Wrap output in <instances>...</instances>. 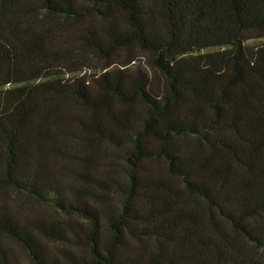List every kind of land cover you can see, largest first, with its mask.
I'll return each mask as SVG.
<instances>
[{"label":"trees","instance_id":"16d2710c","mask_svg":"<svg viewBox=\"0 0 264 264\" xmlns=\"http://www.w3.org/2000/svg\"><path fill=\"white\" fill-rule=\"evenodd\" d=\"M0 186V264H264V0H0Z\"/></svg>","mask_w":264,"mask_h":264},{"label":"rangeland","instance_id":"374dc122","mask_svg":"<svg viewBox=\"0 0 264 264\" xmlns=\"http://www.w3.org/2000/svg\"><path fill=\"white\" fill-rule=\"evenodd\" d=\"M257 41H252L251 43H256ZM142 60L147 63L148 58L147 57H141ZM98 63L93 61L91 63L92 68L88 69L84 72H80V74H83L85 72L90 73L93 68H96ZM106 151L109 154L114 155L116 151L114 148L111 147H105ZM5 204V206L14 214L17 216H20L22 218H34L38 217L39 215H54V216H60L61 215L52 207L39 203L35 199L31 198L30 196L26 195L25 193L18 192L12 188L0 186V209L2 205ZM14 249L16 252V255L19 259L20 264H31L29 259L26 257V255L18 248V246L14 245Z\"/></svg>","mask_w":264,"mask_h":264}]
</instances>
